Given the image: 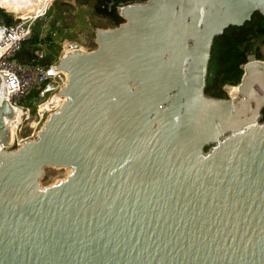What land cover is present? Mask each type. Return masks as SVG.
I'll list each match as a JSON object with an SVG mask.
<instances>
[{
  "label": "water",
  "instance_id": "95a60500",
  "mask_svg": "<svg viewBox=\"0 0 264 264\" xmlns=\"http://www.w3.org/2000/svg\"><path fill=\"white\" fill-rule=\"evenodd\" d=\"M264 0H146L63 54L65 97L0 150V264H264V61L204 92L212 44ZM14 111L0 101V144ZM45 168L68 175L41 187Z\"/></svg>",
  "mask_w": 264,
  "mask_h": 264
},
{
  "label": "built area",
  "instance_id": "2783aa9c",
  "mask_svg": "<svg viewBox=\"0 0 264 264\" xmlns=\"http://www.w3.org/2000/svg\"><path fill=\"white\" fill-rule=\"evenodd\" d=\"M44 14L45 11L33 17L18 14L15 23H0V101H6L11 111H14V122L7 126L11 134L10 141L6 145L0 144V150H14L25 141L34 140L48 116L57 111L65 100L60 91L66 85L67 76L56 67L60 58L47 66L21 65L14 60L21 43L30 36L31 24ZM81 49L77 42L67 43L61 56ZM46 55L47 41L41 35L36 44L35 56L43 60Z\"/></svg>",
  "mask_w": 264,
  "mask_h": 264
},
{
  "label": "trees",
  "instance_id": "16d2710c",
  "mask_svg": "<svg viewBox=\"0 0 264 264\" xmlns=\"http://www.w3.org/2000/svg\"><path fill=\"white\" fill-rule=\"evenodd\" d=\"M76 1V0H75ZM78 1V0H77ZM91 4L95 14L106 18L113 26H117L123 20L117 12V8L127 4L145 2L146 0H79ZM36 2L31 7H34ZM0 6L7 11L15 10L21 6L29 9L30 5L21 3L20 0H0ZM8 6V8H7ZM47 10L45 16L37 18L31 24L30 36L24 40L14 56V60L21 65L40 64L47 66L51 62V52L56 44L51 34V29H43L45 18L50 15ZM45 17V18H44ZM39 19V20H38ZM0 23L10 25L15 23L11 17L0 10ZM44 35L47 41V55L43 60L35 56L36 44L39 36ZM256 43V46H255ZM264 44V16L255 12L250 21L241 27H230L223 35L216 37L212 44L211 61L208 65V81L204 90L205 94L214 98H228L224 86H236L243 75L242 66L246 58L254 54L257 59H262L258 49ZM264 117V109L262 111Z\"/></svg>",
  "mask_w": 264,
  "mask_h": 264
},
{
  "label": "rangeland",
  "instance_id": "374dc122",
  "mask_svg": "<svg viewBox=\"0 0 264 264\" xmlns=\"http://www.w3.org/2000/svg\"><path fill=\"white\" fill-rule=\"evenodd\" d=\"M28 5H30L29 9L21 6L15 9V11L23 10V13L19 12L18 14L21 16L29 14L32 17L39 16L44 11L46 14L47 10L51 13L46 18L44 17L46 20L45 24H41V28L44 30L51 29V34L55 39L56 46L51 52V62L61 57L64 46L67 43L77 42L83 51L95 49V29H109L114 27L106 18L95 14L91 4L88 2H81L79 0H39L34 7H31L33 4ZM0 10L10 16L12 21H15V16L18 15L2 9L1 6ZM45 14L38 18L45 16ZM258 49L262 54L261 60L264 61V44L260 45ZM223 89L227 96L230 97L229 92L234 88L226 85ZM69 172L64 168H45L43 176L40 179V185L41 187H46L54 184L64 179Z\"/></svg>",
  "mask_w": 264,
  "mask_h": 264
},
{
  "label": "bare ground",
  "instance_id": "6f19581e",
  "mask_svg": "<svg viewBox=\"0 0 264 264\" xmlns=\"http://www.w3.org/2000/svg\"><path fill=\"white\" fill-rule=\"evenodd\" d=\"M123 7V6H122ZM119 12H121V8H119ZM23 13V12H22ZM231 88H234V89H232L230 92H229V94H230V98L231 99H234L236 96H237V93H238V87L237 86H231ZM61 95V94H60ZM64 96H62V98H63ZM65 98V97H64ZM18 116V115H17ZM4 124H5V126L7 127L9 124H10V122H7V121H4ZM9 138H11V134H10V132H9ZM68 171H70V170H68Z\"/></svg>",
  "mask_w": 264,
  "mask_h": 264
},
{
  "label": "crops",
  "instance_id": "0c3cea01",
  "mask_svg": "<svg viewBox=\"0 0 264 264\" xmlns=\"http://www.w3.org/2000/svg\"><path fill=\"white\" fill-rule=\"evenodd\" d=\"M21 1V3H23V4H33L34 2H39V0H20ZM7 8H8V6H7ZM8 10H9V12H13V13H15V14H18L19 12H22L23 10H21V11H15V10H12V9H10V8H8Z\"/></svg>",
  "mask_w": 264,
  "mask_h": 264
}]
</instances>
